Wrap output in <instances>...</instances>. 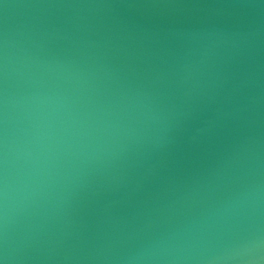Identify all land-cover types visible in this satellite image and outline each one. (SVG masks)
Wrapping results in <instances>:
<instances>
[{
  "label": "water",
  "instance_id": "water-1",
  "mask_svg": "<svg viewBox=\"0 0 264 264\" xmlns=\"http://www.w3.org/2000/svg\"><path fill=\"white\" fill-rule=\"evenodd\" d=\"M4 38L10 135L54 85L118 124L17 206L18 264H124L161 236L183 250L158 264H204L250 215L264 227L261 0H0V63ZM249 185L255 206L226 207Z\"/></svg>",
  "mask_w": 264,
  "mask_h": 264
},
{
  "label": "clouds",
  "instance_id": "clouds-1",
  "mask_svg": "<svg viewBox=\"0 0 264 264\" xmlns=\"http://www.w3.org/2000/svg\"><path fill=\"white\" fill-rule=\"evenodd\" d=\"M264 4V0H261ZM235 43V42H234ZM8 40L3 39L0 77V264H18L25 258L10 239L9 225L18 205L29 207L44 199L57 178L60 169L79 155L97 149L92 142L95 135L108 133L118 124L104 117L112 115L104 108L82 109L59 85L37 88L22 98L23 127L9 132V104L7 89L9 77ZM15 106V105H14ZM143 106V105H142ZM135 119V118H134ZM199 131V130H198ZM260 196L258 185H249L237 193L226 207L249 202L255 206ZM182 246L167 237H159L145 246L130 251L122 259L124 264H158L164 259H178L174 253ZM204 264H264V227L255 214L249 216L245 233L226 247L204 249Z\"/></svg>",
  "mask_w": 264,
  "mask_h": 264
}]
</instances>
